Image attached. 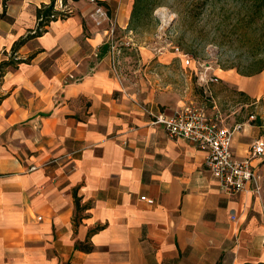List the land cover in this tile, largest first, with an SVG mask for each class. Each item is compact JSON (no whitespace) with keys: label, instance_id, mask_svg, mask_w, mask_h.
<instances>
[{"label":"crops","instance_id":"obj_1","mask_svg":"<svg viewBox=\"0 0 264 264\" xmlns=\"http://www.w3.org/2000/svg\"><path fill=\"white\" fill-rule=\"evenodd\" d=\"M50 2L0 0V64ZM98 2L108 14L100 24L87 0H54L66 14L16 48L20 61L0 71V264H264L255 182L223 191L206 153L169 138L145 111L175 109L134 103L118 51L136 48L143 64L165 60L119 39L133 32L134 0ZM214 72L264 106V69L247 77ZM229 127L235 156L246 157L259 138L255 124ZM262 160H252L256 174Z\"/></svg>","mask_w":264,"mask_h":264},{"label":"rangeland","instance_id":"obj_2","mask_svg":"<svg viewBox=\"0 0 264 264\" xmlns=\"http://www.w3.org/2000/svg\"><path fill=\"white\" fill-rule=\"evenodd\" d=\"M148 1L151 13L132 21L135 27L127 38L125 32L118 33L123 42L144 45L165 60L143 64L136 48L123 45L118 51L119 70L129 91L135 93L134 103L141 107L153 102L170 110L185 104L203 106L209 112L215 108L224 123L255 124L258 136L264 138V106L252 104L253 98L220 78L204 87L195 67L184 62V56H189L202 65L209 63L217 70L239 74L234 66L245 58L242 39L236 33L238 21L246 20L244 0ZM260 22L256 17L254 23ZM259 167L257 186L264 204V156Z\"/></svg>","mask_w":264,"mask_h":264},{"label":"built area","instance_id":"obj_3","mask_svg":"<svg viewBox=\"0 0 264 264\" xmlns=\"http://www.w3.org/2000/svg\"><path fill=\"white\" fill-rule=\"evenodd\" d=\"M95 7L91 15L97 24L102 20L108 19L105 8L99 4L98 0H87ZM67 9L62 11L55 10L49 16L50 19L63 17ZM113 24V23H112ZM115 31L114 25H111L108 39L111 65L115 67L116 44L113 39ZM184 62L186 65H193L198 81L204 86L218 80L215 68L209 63L195 62L189 56ZM196 65H200L197 68ZM152 118L153 124H159L163 127L166 135L171 139H185L191 142L196 148L206 153L205 161L208 170L217 181L218 186L223 191L233 194L240 193L245 189L247 182L253 180L258 189V176L256 175L252 160L264 156V138H257L250 146L249 153L244 158L235 156L232 141L234 128H230L224 123L218 109L209 112L205 107L196 104H185L178 107L171 113L159 112L153 114L150 110H145ZM251 115L250 118H253ZM142 200L152 203L153 200L146 196H141ZM235 217L232 216V219Z\"/></svg>","mask_w":264,"mask_h":264},{"label":"trees","instance_id":"obj_4","mask_svg":"<svg viewBox=\"0 0 264 264\" xmlns=\"http://www.w3.org/2000/svg\"><path fill=\"white\" fill-rule=\"evenodd\" d=\"M102 3V1L100 2ZM148 0H134L133 11L131 16V23L134 19H138V16L149 15L151 13V7ZM244 6L246 7L245 22L239 20V29L236 33V37L242 39L244 61L237 62V72L244 76H252L261 72L264 69V0H244ZM54 0H51L47 6H42L36 11L38 18L37 28L32 34H28L25 38L19 39L12 48V53L7 61L0 64V71L7 66H14L18 61L14 58L13 53L22 43L28 38L39 35L45 26L51 19L50 15L53 13ZM59 13V12H57ZM256 17L261 21L255 24ZM134 28L135 26L131 24ZM251 33V34H250ZM250 34V35H249ZM108 47V46H107ZM233 67V66H232ZM75 203L78 205V200L75 198ZM91 249V247L87 248Z\"/></svg>","mask_w":264,"mask_h":264},{"label":"bare ground","instance_id":"obj_5","mask_svg":"<svg viewBox=\"0 0 264 264\" xmlns=\"http://www.w3.org/2000/svg\"><path fill=\"white\" fill-rule=\"evenodd\" d=\"M164 16V15H163Z\"/></svg>","mask_w":264,"mask_h":264}]
</instances>
